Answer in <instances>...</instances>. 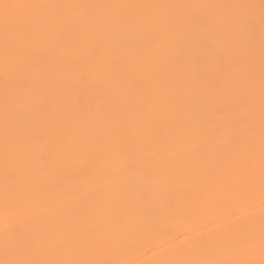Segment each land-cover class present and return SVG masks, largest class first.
<instances>
[{"label": "snow or ice", "instance_id": "obj_1", "mask_svg": "<svg viewBox=\"0 0 264 264\" xmlns=\"http://www.w3.org/2000/svg\"><path fill=\"white\" fill-rule=\"evenodd\" d=\"M0 201V264H264V0H0Z\"/></svg>", "mask_w": 264, "mask_h": 264}, {"label": "bare ground", "instance_id": "obj_2", "mask_svg": "<svg viewBox=\"0 0 264 264\" xmlns=\"http://www.w3.org/2000/svg\"><path fill=\"white\" fill-rule=\"evenodd\" d=\"M3 213V202L0 201V214ZM167 237L166 236H161L159 238L160 242H163L164 240H166ZM156 255L153 254V251H147L146 250V254L142 255L140 257V259L142 261H144V264H155V261H157L160 258V250L156 249Z\"/></svg>", "mask_w": 264, "mask_h": 264}]
</instances>
